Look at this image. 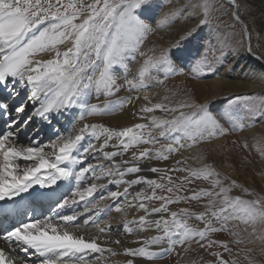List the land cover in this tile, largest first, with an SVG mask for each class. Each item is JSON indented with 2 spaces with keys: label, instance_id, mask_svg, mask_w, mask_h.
<instances>
[{
  "label": "snow or ice",
  "instance_id": "6c2138e0",
  "mask_svg": "<svg viewBox=\"0 0 264 264\" xmlns=\"http://www.w3.org/2000/svg\"><path fill=\"white\" fill-rule=\"evenodd\" d=\"M156 0H0V87H3L9 95V99H15L19 95L17 85L30 86L31 92L25 102L15 106L14 111L17 118L12 120L9 128L18 125L26 126L32 115L23 117L27 103H39L34 108V115L48 120L51 123L50 114L60 109L80 108L85 112L81 113L80 119L87 115L104 114L121 109L130 100H120L109 103L104 109L89 105L87 97L91 91L97 94L113 95L119 90L115 69L128 68L126 59L129 54L139 50L144 38L148 33L154 31L152 25L142 18L143 11L152 7ZM234 10L233 18L239 20L238 0H228ZM203 8V14L197 16L196 24L188 29L177 41L175 48L181 47V42L193 36L198 30L209 23L208 16L212 10L210 0H197L196 3L185 5L181 8H172L164 12L156 20V29L160 30L170 26L179 17L187 14V9ZM68 44L63 51L61 45ZM251 51V49H248ZM48 54V59L37 57ZM142 55H144L142 53ZM224 56L220 50L218 60ZM179 59V57H177ZM163 71L165 77L176 74L178 69L172 61V50L165 49L158 56H148L138 69L134 79H125L130 91L147 86L149 81L162 84L157 75ZM194 74L205 71L211 72L212 68L207 63L205 53L196 59L191 67ZM41 94L44 100L40 99ZM54 99H49V96ZM139 99V97H136ZM149 100L147 95L144 96ZM167 100V97H164ZM231 105L243 104V107L250 114H259L264 117V99L256 96H237L231 101ZM184 109H194L185 112ZM156 110L170 112L173 115L170 119L147 116ZM140 119H147L149 123H136L130 127L119 130L109 128L103 124H84L74 136L59 137L52 145V152L45 153L42 147H27L17 150L9 147L8 142L15 137V132L9 130L0 133V201H15V198L23 199V194H31L34 186L53 189L58 187L60 181L75 179L77 187L70 195L57 200L53 209V216L44 220L34 219L30 222H21L10 229L4 230L3 240L6 243L19 245L25 253H33L41 257L40 264H89L86 258L87 253L109 252L117 255L111 248L102 247L98 243L99 237L86 239L83 235H76L69 231L70 227H76L75 222L85 213H93L84 220V224H95L99 233L111 232V226L100 227L96 223L100 213L108 208L101 206V202L112 200L118 202L122 197L128 207H138L145 215L138 219L126 221L123 224L125 233L131 235L134 230H154L156 235L150 238L138 239L134 243L141 246L137 248H124L123 254L129 257H144L149 260L175 249L176 245L195 242L205 250L211 249L214 245L221 247L224 252L231 253L228 242L213 241L208 237L212 233L228 231L236 237L235 244L244 243L239 238V233L228 227L229 223L238 221L252 227L250 235L264 241V227L260 235H256V225L264 226V197L256 196L255 199H243L241 196H230L229 193L234 187H239L235 181L227 186L219 178L217 173L210 166L205 165L199 169L174 168L162 170L157 167H150L153 173H161L160 180L167 179V184L158 182L155 179H148L144 176H137L135 179L125 180V176L140 173L142 169L138 164H131L128 160L113 162L111 167L102 164H87L84 162L88 156L96 151H103L110 146L115 138L118 144L111 147L119 148L120 151H104L106 159L123 156L129 149L138 147L141 144L155 145L157 137H165L173 133L180 134L173 137V142L162 145L153 151L151 148L132 153L133 161L168 159V155L178 151L181 138H187L195 144L205 137H214L217 134L224 135L228 128L221 124L217 116L211 114L207 105L194 102L181 101L176 105L155 103L143 106L140 110ZM0 116H11L10 106L7 100L0 99ZM231 123L233 130L236 127L233 113L226 112L222 115ZM148 129L147 131H144ZM156 133L155 135L153 133ZM91 136L96 140L103 138L104 142L97 148L96 145L88 143L86 147L82 142L86 137ZM79 153V155H77ZM17 159L32 161L22 171L19 164L14 163ZM183 163L176 161L177 165ZM81 165L78 171H74V165ZM127 165V167H122ZM171 171H187L188 176L180 177V184H176L172 176L166 175ZM91 174L94 181L106 179L108 184L126 185L123 190L109 191L106 196H101L98 201L91 199L98 190H103L107 185L92 182L87 187H80L86 176ZM192 179H203L209 181L210 188H201L193 191L188 197L176 195L183 183H191ZM225 179H227L225 177ZM146 185L149 193L142 188L134 194L130 188L134 185ZM157 189L169 195L157 194ZM247 195H256L243 189ZM129 195L132 199L128 200ZM211 197L203 206L204 211L192 212L187 208L177 211H169V205L179 203L181 200L199 201L202 198ZM153 201H160L159 206L149 205ZM84 202V212L73 210L71 214L59 215L66 208H73ZM116 212L123 211L119 203L115 205ZM159 214V218L152 220L150 216ZM59 215L60 225L52 221ZM196 219L203 224V227H195L189 223L190 219ZM135 226V228L133 227ZM106 243L121 244L119 239L106 240ZM251 242V241H249ZM166 245V247H164ZM152 246H160L158 251H150ZM249 251H251L249 249ZM215 256L216 264H236V259L225 260L221 253L211 252ZM67 259H64V258ZM248 259V257H245ZM0 264H14L6 256L4 249L0 248ZM126 264H134L133 259H128ZM249 264H253L249 260Z\"/></svg>",
  "mask_w": 264,
  "mask_h": 264
},
{
  "label": "rangeland",
  "instance_id": "374dc122",
  "mask_svg": "<svg viewBox=\"0 0 264 264\" xmlns=\"http://www.w3.org/2000/svg\"><path fill=\"white\" fill-rule=\"evenodd\" d=\"M65 2H67V0H65ZM196 2L197 0H156V3L152 7L143 11L142 18L152 25L154 31L146 35L138 51L128 55L126 63L128 65L129 62H135L139 59L138 64L141 66L148 56H158L162 50L171 49L172 61L178 71L176 74H171L167 77H165L163 71L153 73L157 75L160 80H163V83L157 84L155 81L148 82L147 85L151 88L140 92L143 98L145 95L149 97L148 101L144 99L145 102L149 104L160 102L174 106L178 102L188 101L207 105L209 112L217 116L221 124L228 128V131L224 135L217 134L214 137H205L204 139L198 140L195 144L187 138H181L180 146H177L178 151L171 154L165 153L168 155V159L140 160L133 161L132 163L141 166L150 164L162 170H167V168L174 169L177 167L199 169L208 165L220 174L219 178L223 181L224 185L227 186L231 181H235L237 185H239V187H234L232 189L229 193L230 196H241L243 199L248 200L255 199L257 195L264 197V117L260 116L258 113H248L242 103L236 105H231L229 103V101L237 96H256L258 99H264V79L259 82L252 74L245 75L239 72L238 77L241 76L240 82L238 86L235 84L236 86H234L233 91H227L225 88L220 87L218 88L219 91L216 92L211 86L215 79H226L233 82L231 77H236L235 73L238 72L239 63L232 64V59L240 49H247V38L245 36L246 28L240 23L241 20V22L249 26V32L247 30L248 45H252V51L258 54L260 58L264 59V0H238V14L241 20L233 18L232 13L237 9H233L227 1L210 0L212 10L208 16L209 23L198 30L193 36L182 41L181 47L177 49L175 48L176 42L180 41V37L184 35L188 29L192 28L191 26L196 22L195 18L203 14V8L201 7L194 10L191 8L187 9L186 15L179 17V19L174 21L170 26L160 30H155L156 20H158L164 12L172 8H181ZM221 49L224 51V56L218 60L216 57L220 55ZM142 53L144 55H142ZM205 53L207 55V63L211 66L212 71L194 74L191 71L192 65L196 59L201 58ZM177 57H179V59H177ZM254 59L256 63H259L257 58ZM225 68L227 69V72H225V74H227L226 76L221 74L222 69ZM116 69L117 72L121 74L125 73L129 80L132 79L133 71L129 66L126 71L123 67H117ZM258 83H261L263 88L256 89L255 85ZM117 85L119 86V90L113 95H104L103 93L97 94L94 93L95 91L93 90L90 92L89 96H92V94L102 96L99 103H105V105L120 100H130L129 103H125L121 109L117 110V113H123L130 105L136 102L135 97L138 95L130 96L131 91L125 82L118 83ZM198 85L203 86L208 95L207 99L202 102H199V100H196V98L190 94L192 87H197ZM6 94L5 92V96ZM24 96L25 95L21 96L22 102H25ZM164 97L168 99L165 100ZM88 98V104L92 105L90 97ZM7 99H9V97H7ZM13 108H15V106ZM31 109L32 107H28L27 105V116L31 114ZM188 110L189 109H184L185 112H191ZM12 112H14V110H11V113ZM226 112L233 113L234 120L236 121L235 130H233L230 122L221 118ZM15 114L16 113L13 115ZM155 114H157V117L168 119L176 115L160 110L155 111ZM147 123L149 122H146V124ZM147 130L148 129H145L144 131ZM17 131L14 132L17 137L20 138L21 133ZM153 134L155 135V133ZM179 135L180 134L173 133L165 137H157V144H141L138 147L131 148L130 151L138 153L144 148H151L154 151L157 148H161L162 145L172 143L173 137ZM9 145H12L10 141L8 142V146ZM205 146L211 147L210 152L204 151ZM190 149L200 150V154L198 153L196 157L197 160H192L193 155H191L192 152H190ZM123 156H126V154L124 153ZM178 160L183 163L177 165L176 161ZM2 162V158H0V163ZM136 174V177L144 176L148 179H155L158 182L165 181V184H167V179L160 180L161 173H156V177L151 175L153 172L150 170H143ZM166 175L173 176L172 178L177 179L188 176L189 173L187 171H171L167 172ZM225 177L227 179H225ZM209 184V181L203 179H192L191 183H183L176 195L188 197L195 191L194 185H199V188L196 190L199 191L201 188H210L211 185ZM243 189H248L249 192L256 195H247L244 193ZM160 194L169 195L167 192H160L159 195ZM208 199H211V197H205L199 201L189 199L185 202L181 200L179 203L170 204L168 206L169 211L179 212V209L187 208L192 212L199 213L205 210L203 206L207 203ZM156 203L158 207L161 202L156 201ZM189 223L195 227H203V224L194 218L190 219ZM228 227L239 233V238L242 239L244 243H233L236 237L230 235L228 231L212 233L208 239L228 242L231 253L224 252L221 247L215 245L211 249L205 250L201 248L199 244L191 242L183 246L176 245L175 249L171 252L156 258V262L165 261L171 253V257L167 264H175L176 259L183 249V251L191 255V258L195 259L196 264H216L217 258L211 255V252L221 253L225 260L235 258L236 264H249V260H251L253 264H264V241L257 239L256 236L250 235L252 227L238 221L229 223ZM262 227L264 226L259 224L256 225V235H260ZM249 249L251 251H249ZM245 257H248V259H245Z\"/></svg>",
  "mask_w": 264,
  "mask_h": 264
},
{
  "label": "bare ground",
  "instance_id": "6f19581e",
  "mask_svg": "<svg viewBox=\"0 0 264 264\" xmlns=\"http://www.w3.org/2000/svg\"><path fill=\"white\" fill-rule=\"evenodd\" d=\"M195 24L196 22H194V24L191 27L193 28ZM245 28H246L245 36L247 38V49L245 48L240 49L235 54V57L234 58L232 57L233 58L232 64L239 63L238 72L235 73L236 77H231V80H233V82L230 80H226V79H223V80L215 79L212 82L211 86L216 90V92L219 91L218 88L220 87L225 88L227 91H233L234 86L236 85L238 86L240 82L241 76L238 77L239 72H242L245 75L252 74L255 77V79L259 82H261V80L264 79V59L260 58L258 54L252 51V45H248L249 44V41H248L249 26L245 24ZM249 38H250V33H249ZM68 46L70 45L68 44L62 45L60 46V50L63 51ZM249 48L251 49V51H248ZM37 58L38 59H48L50 58V56L48 54H43L42 56L37 57ZM254 58H257L259 60V63H256ZM138 60H136L135 62H129L128 64L130 69L133 71L132 79H134L137 76L138 69L140 67L138 64ZM226 68L222 69L221 71V74H224L225 76L227 75L225 74V72H227ZM115 75L117 78V84L125 82V79L128 78L125 75V73L121 74L120 72H117V69H115ZM16 87L18 88L17 91L19 92V95L15 97V99H10L12 102L11 105H9L10 110L14 106H17L18 104L22 102V99H21L22 95H25L24 97L26 101L27 96L31 92L30 86L25 87V86L18 85ZM255 87L256 89L258 88L260 89L261 87L263 88L261 83L256 84ZM149 88L151 87L147 85L146 87L140 89L139 91L132 90L130 93V96L138 95L137 97H139V99H136V102L133 105H130L123 113H117V110L112 111V112H105L104 114H98V115H87L85 113L83 120H81L79 117L81 113L85 112V110L80 109V108H71V109H60L58 112L54 111L53 113H51L50 114L51 123H49L48 120H45L41 118L40 116L34 115V108L39 107L40 106L39 103H36L35 105H33V103H27L28 107L30 106L32 107L30 115H32L33 118L26 126L18 125L14 127L13 130H11L14 132V131H17L18 129L17 132L21 133L22 136L18 138L17 135H15L13 139H10V142L12 145H9V147L12 146L16 148L17 150L22 151L23 149L30 147V146L32 147L38 146V147L44 148L45 153H51L52 152L51 145L55 141H57L59 137L66 138L68 136H74L75 134L78 133L79 129L82 128L84 124H103L109 128L119 130L124 127H130L136 123L149 122L146 118L145 119L139 118L140 115H143L140 113L139 110L145 105H150L149 103L145 102L140 92L145 89H149ZM5 92L7 93L6 96H9L8 92L3 87H0V99L9 100L7 99L6 96H4ZM190 94L191 96L195 97L196 100H199V102L206 100L208 97L203 86H200V85H198L197 87H192V89L190 90ZM88 97H90V102L92 103V106H96L100 109L105 108L106 106L105 103H99V101H101L102 96H97L96 94H92V96H88ZM88 97H87V100L89 99ZM40 99L41 100L45 99L43 94H41ZM49 99H54V97L50 95ZM155 103H160V102H155ZM27 111L28 110H25V113L22 114L24 118L27 117V114H28ZM188 111H194V109H189ZM14 113L15 111L12 112L11 116H7V118H11L9 122L17 118V114L13 115ZM157 114H155L154 112V113L147 114V116H151V115L157 116ZM6 121L7 119H5V122ZM35 123H37V125L33 127ZM32 127L35 129L33 130ZM9 130L10 128H8L7 130H3L0 133H5ZM103 142H104L103 138H101L100 140H96L95 138L88 136L86 137L85 141L82 142V144L84 147H86L88 143H92L96 145L97 148H99V146L103 144ZM113 144H118V140L114 138L110 142L109 147L105 148L103 151H96L90 154L87 160H85L84 164L85 165L89 163L93 165L102 164L104 166L111 167L113 162L119 163L121 160H128L130 161L131 164H134L132 163L133 162L132 160L133 152H131L130 149L127 153H125L126 156H123V157L117 156V157H114L112 160L106 159L103 155L104 151H107V152L120 151L119 148L111 147V145ZM190 150H191L190 152H192L191 155H193L192 160H197L196 157L198 153L200 154L199 152L200 150H193V149H190ZM210 150H211L210 146L204 147L205 152H210ZM77 155H79V153H77ZM0 158H2V156H0ZM14 163L19 164V168L22 171L25 167H28L33 162L24 161L23 159H17L16 161H14ZM138 166L142 169V171L143 170L149 171L150 167H153L150 164H145L143 166L138 165ZM72 167L74 171H78L81 165L77 164ZM122 167H127V165H123ZM136 175L135 174L127 175L125 176L124 179L125 180L135 179ZM151 175L156 177V173H153ZM173 180L175 181L176 184L181 183L179 178L177 179L173 178ZM92 182H96L98 184L103 183L107 185L105 189L98 190L94 194V196L91 198L93 202L98 201L102 195L106 196L109 191H116V190L122 191L123 187L126 186L124 184H121L119 186L114 185V184H108L106 179H102L100 181H94L92 175L88 174L86 176V179L81 182L80 187L81 188L87 187V185ZM161 183H166V182L164 181ZM58 185H59L58 187H54L53 189H47V188L42 189L39 186H34L33 189L30 190L31 191L30 195L27 193L23 194V199H21L20 197H17L15 198V201H0V248L4 249L6 256L10 258L12 261H14V264H40V261L43 258L38 257L37 255L31 252L25 253L23 250H21V247L15 243H6L3 240L4 230L12 228L15 222H20V223L30 222L34 219L44 220L49 216H53L54 215L53 209L55 207L56 201L61 199L64 196L70 195L71 192L75 191L77 187V184L74 178L71 179L70 181H60L58 182ZM198 186L199 185L193 186L195 187V191L197 190V188H199ZM142 188L146 189V191H148L149 193L151 192V190L147 189L146 185L144 184L134 185L132 188H130L129 191L131 194H134L136 191H139ZM160 192L161 190L157 189L158 195ZM163 192H166V189ZM131 199H132V195H129L128 200H131ZM116 203H119L120 205L123 206V211L116 212L115 206H114ZM105 205H107L108 208H106L105 211L100 213V216L96 220V223L99 224L100 227H107L108 225H110L111 226L110 233L101 234L99 233L95 224H92V223H89L88 225L84 224V220L87 219L88 216L94 215L93 213H85L84 215H81L78 218V220L75 222L77 226L69 228V231L73 232L76 235H83L86 239H91L92 237H99L98 243H100L102 247L111 248L113 251L117 253V255H112L111 253L107 251L104 252L103 254L87 253L86 258L89 260V264H126V261L128 259H133L134 264H167L169 262L168 260L171 257L170 256L171 253L169 254V257L165 261H162V262H156V258H159L163 256L164 254L154 259H151V260L144 258V257H139V256L129 257V256L124 255L123 254L124 248H137L141 245L138 243H134L135 241H137L138 239L150 238L151 236L156 235L157 232L154 230L140 231L137 229V230H134V232L131 235L125 233L123 224L126 221L138 219L139 216L145 215L144 211L140 210L138 207H128L123 197L118 202H114L112 200L102 201L101 206L104 207ZM156 205H157L156 201H153L149 205V207L156 206ZM84 207H85L84 202H81L77 205H74L73 208L71 209L66 208L62 210L59 213V215L71 214L73 210L83 213ZM15 211L17 213H14V215L10 217L12 212H15ZM59 215H56L54 217L52 221L54 224L60 225L62 223L59 220ZM158 218H159V214H154L149 217V219H152V220H155ZM7 220H9V226L5 227V225L8 224ZM2 222H4V226L2 225ZM133 227L135 228L134 225ZM116 239H119L121 241L120 245H117L115 243L105 242L106 240H116ZM159 247L160 246H152L149 250L158 251ZM164 247H166V245H164ZM64 259H67V258L65 257ZM58 264H62V261L58 262ZM175 264H196V261L194 258H191V255L189 253H187L186 251H183L182 249L178 258L176 259Z\"/></svg>",
  "mask_w": 264,
  "mask_h": 264
},
{
  "label": "water",
  "instance_id": "95a60500",
  "mask_svg": "<svg viewBox=\"0 0 264 264\" xmlns=\"http://www.w3.org/2000/svg\"><path fill=\"white\" fill-rule=\"evenodd\" d=\"M225 1H227V0H225ZM227 2H228V1H227ZM240 23H241L243 26H245V24H244L243 22L240 21Z\"/></svg>",
  "mask_w": 264,
  "mask_h": 264
}]
</instances>
